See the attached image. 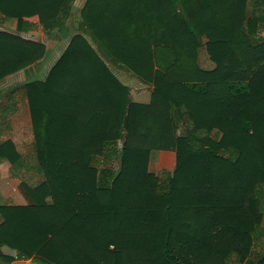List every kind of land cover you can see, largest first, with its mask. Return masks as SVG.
<instances>
[{
	"label": "trees",
	"instance_id": "trees-1",
	"mask_svg": "<svg viewBox=\"0 0 264 264\" xmlns=\"http://www.w3.org/2000/svg\"><path fill=\"white\" fill-rule=\"evenodd\" d=\"M75 2L0 0V82L23 72L33 140H0V164L42 178L0 205V264H264V0H85L73 21ZM38 27L66 39L44 78Z\"/></svg>",
	"mask_w": 264,
	"mask_h": 264
},
{
	"label": "rangeland",
	"instance_id": "rangeland-1",
	"mask_svg": "<svg viewBox=\"0 0 264 264\" xmlns=\"http://www.w3.org/2000/svg\"><path fill=\"white\" fill-rule=\"evenodd\" d=\"M85 0H76L72 9V20L74 17H78L79 11ZM36 22V19H32ZM1 22V21H0ZM0 25L6 26L9 29H14L15 22L7 21L1 22ZM73 32V31H72ZM34 33V37L41 40V42L48 46L50 49V54L45 60L42 67L39 68L38 78H44L49 68L54 64V62L61 55L64 46L66 45V39L59 38L57 34L52 36V34L45 33L40 27ZM204 41V40H203ZM198 64L201 68L207 69L210 66L214 67L213 63L209 60L204 47L199 50ZM110 66V64H108ZM207 67V68H206ZM112 71L117 77H123L124 73L121 70H117L111 67ZM213 69V68H212ZM131 78V77H130ZM124 80V78H123ZM133 80V79H131ZM25 82V76L22 72H18L15 75L7 77L5 80L0 82V92L6 93L14 90L13 101L16 103L17 113L13 115L11 126L8 131L0 135V140H11L17 151L22 155L30 153L32 149V136L30 131V116L29 110L26 102V97L24 95L22 84ZM142 85V84H141ZM146 86V85H143ZM140 87V86H139ZM131 99L137 103H147L150 96V86H146L142 89H135L130 91ZM161 155L153 151L149 157V172L165 176V172L161 173L163 167L159 165L161 162ZM167 168L165 171L167 173H172L174 166L173 160L168 159ZM19 178H13L10 171V166L8 164L0 165V205H28L31 204V200L28 195L24 192L22 188V183H26L30 187L36 186L42 178L34 174V172H19ZM262 226L264 227V217L262 220ZM33 264V263H30Z\"/></svg>",
	"mask_w": 264,
	"mask_h": 264
},
{
	"label": "crops",
	"instance_id": "crops-1",
	"mask_svg": "<svg viewBox=\"0 0 264 264\" xmlns=\"http://www.w3.org/2000/svg\"><path fill=\"white\" fill-rule=\"evenodd\" d=\"M198 58H199V52H198ZM207 68V67H206ZM213 67H209V68H207V69H203V70H211ZM124 76V75H123ZM127 77H128V80H126L125 79V76H124V80H123V77H118L121 81H123V83L126 85V86H128V88L130 89V91H133V90H139V89H142V88H144V87H146V86H143V85H141L140 83H139V81L137 80V79H135V78H133L131 75H129V74H127L126 75ZM129 77H131V78H129ZM131 79H133V80H131ZM140 86V87H139ZM1 164H8L7 162H3V163H1ZM0 164V165H1ZM9 165V164H8Z\"/></svg>",
	"mask_w": 264,
	"mask_h": 264
},
{
	"label": "built area",
	"instance_id": "built-area-1",
	"mask_svg": "<svg viewBox=\"0 0 264 264\" xmlns=\"http://www.w3.org/2000/svg\"><path fill=\"white\" fill-rule=\"evenodd\" d=\"M32 262L30 261H23V260H19L17 258L14 259V261L11 264H30Z\"/></svg>",
	"mask_w": 264,
	"mask_h": 264
},
{
	"label": "water",
	"instance_id": "water-1",
	"mask_svg": "<svg viewBox=\"0 0 264 264\" xmlns=\"http://www.w3.org/2000/svg\"><path fill=\"white\" fill-rule=\"evenodd\" d=\"M23 73V72H22Z\"/></svg>",
	"mask_w": 264,
	"mask_h": 264
}]
</instances>
